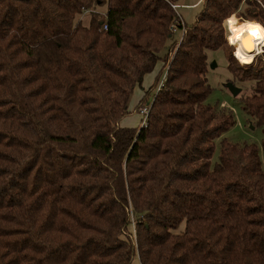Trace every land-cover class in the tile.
Returning a JSON list of instances; mask_svg holds the SVG:
<instances>
[{
	"label": "trees",
	"instance_id": "trees-1",
	"mask_svg": "<svg viewBox=\"0 0 264 264\" xmlns=\"http://www.w3.org/2000/svg\"><path fill=\"white\" fill-rule=\"evenodd\" d=\"M179 1L0 0V264H264V135L228 142L205 105L222 49L264 134V60L238 64L224 29L264 28V0H199L191 26ZM159 62L146 124L121 127Z\"/></svg>",
	"mask_w": 264,
	"mask_h": 264
},
{
	"label": "rangeland",
	"instance_id": "rangeland-1",
	"mask_svg": "<svg viewBox=\"0 0 264 264\" xmlns=\"http://www.w3.org/2000/svg\"><path fill=\"white\" fill-rule=\"evenodd\" d=\"M199 0H180L178 3V8L176 9V14L179 16L180 23L182 25L185 24L186 26H191L194 22L196 17L202 13L203 6L198 2ZM76 20H80L82 25L88 26L90 15L88 13L83 14L82 16L77 17ZM236 21L238 24H243V20L236 19L235 17H231L229 23L227 24V27L231 25V22ZM259 24V23H258ZM183 26V25H182ZM226 27V24H224L225 29V40L226 44L230 47V50L232 51V55L234 53V49L232 46L229 45V42L227 40V36H229L230 30L228 31V28ZM180 38V33L176 32L173 34L171 42L177 41ZM207 62H208V70L206 74L207 83L212 89V92L208 96V98L205 100V105L211 106V107H218V108H224L227 111L231 112L234 118V125L225 133L222 134L221 138H224L228 142H246V143H253L257 146L261 145V141L263 138V129L259 126H252L248 123V118L242 111V104H241V98L249 94V89L242 84L235 80H233L232 75L228 71L227 68V57L228 53L225 50H217V51H208L207 53ZM234 57V55H233ZM235 58V57H234ZM238 64L240 65H249L253 61L257 62V65L259 64L258 61L264 60V48L261 53L255 55L254 58H251L248 62H239L236 58ZM211 65H213V68H210ZM161 63H157L155 66V69L144 76L143 81L141 83V86H136L131 94V97L128 102V111L129 114L126 115L121 121L120 126L121 127H127V128H140L142 126V116L139 114V111H137V106L140 102V100L147 94V100L151 101L152 96L155 93V88L153 86L157 76L160 74L161 70ZM164 71H161V74L158 76V81L162 79V76L164 75ZM233 83L234 86L239 88L241 90L240 94L237 96H233L232 93L226 88L227 83ZM158 84V83H157ZM150 88L151 91H150ZM144 104L140 105V107H143ZM218 154V147L217 150H215L213 159H216V155ZM131 264H140L138 261L137 256L134 257Z\"/></svg>",
	"mask_w": 264,
	"mask_h": 264
},
{
	"label": "bare ground",
	"instance_id": "bare-ground-1",
	"mask_svg": "<svg viewBox=\"0 0 264 264\" xmlns=\"http://www.w3.org/2000/svg\"><path fill=\"white\" fill-rule=\"evenodd\" d=\"M230 30L227 40L234 49V57L240 62H248L264 48V28L257 22L244 21L243 24L233 21L227 27Z\"/></svg>",
	"mask_w": 264,
	"mask_h": 264
},
{
	"label": "built area",
	"instance_id": "built-area-1",
	"mask_svg": "<svg viewBox=\"0 0 264 264\" xmlns=\"http://www.w3.org/2000/svg\"><path fill=\"white\" fill-rule=\"evenodd\" d=\"M172 8L174 10H176L178 8V6H172ZM103 29H106V26H103ZM171 31L175 32V28L172 27L171 28ZM234 55V53H233ZM149 109H150V105L149 106H146V107H143L139 110V114L142 116V121H141V124L142 125H145L146 124V119H147V115H148V112H149Z\"/></svg>",
	"mask_w": 264,
	"mask_h": 264
},
{
	"label": "water",
	"instance_id": "water-1",
	"mask_svg": "<svg viewBox=\"0 0 264 264\" xmlns=\"http://www.w3.org/2000/svg\"><path fill=\"white\" fill-rule=\"evenodd\" d=\"M210 68H213V65H211ZM226 88L232 93L233 96H237L241 92V90L234 86L232 83H227Z\"/></svg>",
	"mask_w": 264,
	"mask_h": 264
}]
</instances>
